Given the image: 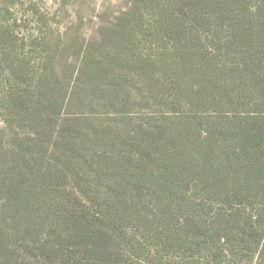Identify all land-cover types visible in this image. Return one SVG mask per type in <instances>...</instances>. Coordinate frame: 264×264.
I'll list each match as a JSON object with an SVG mask.
<instances>
[{
  "label": "trees",
  "instance_id": "1",
  "mask_svg": "<svg viewBox=\"0 0 264 264\" xmlns=\"http://www.w3.org/2000/svg\"><path fill=\"white\" fill-rule=\"evenodd\" d=\"M145 12L152 13L148 22ZM1 22L0 29L7 26ZM5 39L0 33V46ZM101 42L116 55H166L163 64L173 58L180 77L193 72L198 81L169 96L191 112L171 136L185 147L194 132L193 152L178 154L167 140L169 148L156 154L159 171L143 167L151 166L147 156L103 154L100 172L118 182H81L89 170L83 163L80 171L72 153L97 157L96 140L84 150L69 118L50 128L66 106L49 84L54 67L36 72L30 55L1 48L0 264H155L148 258L160 244L190 247L212 262L236 249L263 253L264 0H131ZM142 61L151 68L152 58ZM59 162L81 183L73 201L57 199L48 184L46 174ZM184 175L204 188L191 193L172 185Z\"/></svg>",
  "mask_w": 264,
  "mask_h": 264
},
{
  "label": "rangeland",
  "instance_id": "2",
  "mask_svg": "<svg viewBox=\"0 0 264 264\" xmlns=\"http://www.w3.org/2000/svg\"><path fill=\"white\" fill-rule=\"evenodd\" d=\"M130 3L131 0H0L1 23L8 26L0 29L6 36L0 49L10 55H30L35 61L32 70L36 72L54 67L56 77L49 84L58 91L57 103L66 106L65 110L53 115L50 128L56 127L57 131L69 118L76 123L79 137L86 143L84 150H90L91 142L96 140L97 157L81 150L72 153V157L76 165L80 164V171L83 163L89 170L88 176H81V182L96 180L103 187L110 181L118 182L109 173L100 172L97 161L103 154H113L115 159L147 156L151 166L147 161L143 167L159 171L156 154L169 148L167 140L178 146V154L188 157L197 140L192 132L184 147L182 141L171 136L173 128L183 124L191 112L179 104L174 107L169 96L177 85L193 86L198 81L189 76L193 72L188 71L189 75L180 77L172 66L173 58L163 64L161 58L166 55H136V58L124 52L116 55L113 45L101 42L106 30L114 26ZM151 17V12H145L144 22ZM92 45H96L93 50ZM147 47L143 43L142 48ZM147 56L152 58L151 68L148 63H141L151 59L145 58ZM187 60L191 62V58ZM143 64L147 71L141 69ZM68 104L71 107L66 109ZM3 121L0 115V127H4ZM201 130L204 135V128ZM46 175L49 176L48 184L53 187L52 195L57 199L73 201L79 197L80 193L74 188L81 183L74 182L71 171L61 162L51 164ZM173 180L172 185L183 192L196 193V189L204 188L189 175ZM199 195H206V192L200 191ZM2 200L0 198V205ZM160 245L159 256L158 251L151 252L148 262L264 264L262 248L220 252L212 262L190 247L171 246L163 250Z\"/></svg>",
  "mask_w": 264,
  "mask_h": 264
}]
</instances>
